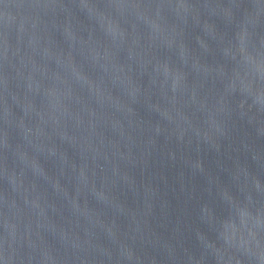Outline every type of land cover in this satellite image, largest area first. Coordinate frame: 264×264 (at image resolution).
<instances>
[{"label": "water", "instance_id": "obj_1", "mask_svg": "<svg viewBox=\"0 0 264 264\" xmlns=\"http://www.w3.org/2000/svg\"><path fill=\"white\" fill-rule=\"evenodd\" d=\"M0 264H264V0H0Z\"/></svg>", "mask_w": 264, "mask_h": 264}]
</instances>
